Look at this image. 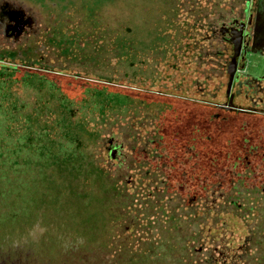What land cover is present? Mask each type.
<instances>
[{"label":"flooded vegetation","instance_id":"flooded-vegetation-1","mask_svg":"<svg viewBox=\"0 0 264 264\" xmlns=\"http://www.w3.org/2000/svg\"><path fill=\"white\" fill-rule=\"evenodd\" d=\"M31 1L30 5L27 0H0V80L19 73L40 75L43 80H50L52 73L65 74L81 82L84 98L79 104L85 117L89 108L96 109L100 118L129 110L130 136L144 144L136 141L128 148L117 137L107 138L103 154L112 166L122 167L131 156H142L144 165L157 169L189 168L192 182L202 168L231 172L210 175V183L215 177L229 176L236 186L246 173L257 172L256 180L264 176V66L260 72L253 68L254 60L264 61V6L259 0L223 5L214 0H149L146 8L140 7L144 18L136 20L145 35L132 26V13L126 35H116L101 15V7L111 0H103L101 6L96 0H80L75 6L81 9V20L72 26L68 14L52 7L41 13L39 0ZM67 59L68 65L71 60L79 62L75 75L66 67ZM59 60L63 67L55 66ZM26 64H32V71L23 73ZM122 67L124 72L119 71ZM105 69L111 71L108 77L103 76ZM21 82L22 78L17 84ZM108 86L132 93L102 92ZM90 116L95 121V115ZM80 123L89 136H96L88 127L91 121L83 118ZM171 176L162 184L181 178ZM116 191L114 185L113 195ZM113 195L108 203L112 210ZM197 198H191V206ZM220 199L224 195L212 203ZM118 213H108L107 223L95 232L100 248L122 250L134 245L130 227L124 233L119 225L124 214Z\"/></svg>","mask_w":264,"mask_h":264},{"label":"rangeland","instance_id":"rangeland-1","mask_svg":"<svg viewBox=\"0 0 264 264\" xmlns=\"http://www.w3.org/2000/svg\"><path fill=\"white\" fill-rule=\"evenodd\" d=\"M102 1L96 0L99 6ZM233 1L214 0V3L236 4L238 0ZM259 1L264 6V0ZM26 3L31 5L34 1ZM80 3V0H39L37 8L41 13L51 7L61 10L68 14L66 18L72 26L81 20V9L75 6ZM148 5L149 0H111L101 7L102 20L114 26L116 35H126L132 13V26L145 35V29L137 21L144 18L141 10ZM82 13L86 15L83 10ZM26 52H30V47ZM66 62V67L75 75L79 62L71 60L70 65L68 59ZM55 66L63 67L60 60ZM263 66V60L253 61L255 72H260ZM23 67V73L32 71V64ZM120 70L124 72L123 67ZM110 72L105 69L103 76L108 77ZM11 76L0 80V264H177L176 255L169 260L166 253L171 245L177 250L178 232L181 248L188 246L194 252L192 262L204 264L212 257L214 242L206 236L196 238L200 217L209 219L211 227L216 225L213 233L219 238L229 237L226 247L234 251L249 237L264 232V176L261 173L257 180V172L246 173L241 184L235 186L229 176L227 179L215 177L213 183L208 181L210 175L225 176L231 172L212 173L202 168L192 182L189 168L176 172L169 168L157 169L144 165L142 156H131L122 167L112 166L107 153L103 154L107 138L117 137L128 148L136 141L144 144L141 138L130 136L133 121L129 110H125V115L119 111L100 118L96 109L89 108L90 113L85 117V109L79 104L84 92L81 82L74 77L58 73L48 75L50 80L31 74ZM20 77L22 82L17 84ZM108 87H103L102 92L120 96L132 93L120 86ZM75 113V118L69 119ZM90 114L95 115V121ZM83 118L91 121L88 127L96 136L88 135L89 130L80 123ZM152 123L159 125L158 121ZM77 134L83 136L82 143L74 142ZM153 138L152 134L150 140ZM79 147L83 148L78 150ZM172 173L181 176L179 181L167 182L168 186L162 184L164 179L169 181ZM113 184L117 186L114 195ZM233 187L237 189L232 193ZM112 195L114 210L108 204ZM221 195L224 200L212 203ZM194 196L198 202L191 206ZM111 211L124 214L118 224L124 233L130 227L133 246L124 245L122 250L114 246L112 250L99 247L95 232L104 227ZM189 214L195 217L190 218ZM36 222L48 229L40 242L11 248L13 235L23 233ZM80 233L87 240L84 247L65 252L57 246L59 235ZM107 243L111 245L110 241Z\"/></svg>","mask_w":264,"mask_h":264},{"label":"trees","instance_id":"trees-1","mask_svg":"<svg viewBox=\"0 0 264 264\" xmlns=\"http://www.w3.org/2000/svg\"><path fill=\"white\" fill-rule=\"evenodd\" d=\"M73 140L75 143H82L83 141L81 135L78 134ZM77 146L78 145H76V147ZM80 149H82V147L78 148V150ZM199 220V233L196 238L198 239L206 236L214 242L212 245L214 249L212 250V253H210L212 257L207 258L204 264H264V232H258L253 237H249L246 240V243L241 246L238 251H234L231 247L227 248L230 243L229 237L222 236L219 238L215 233H213V230L216 229V225L211 227L207 221L209 219L203 217H200ZM178 237V241L175 244V246H177V250L173 249V245H171V249H169L166 253V256L169 260H171L172 256L176 255V258L174 257V262H177V264H196V262H192L194 252L191 251L188 246L181 248L182 240L180 239L181 236L179 232ZM191 238L192 240H195L194 235H191ZM225 247L227 249H225ZM201 264H203V262Z\"/></svg>","mask_w":264,"mask_h":264},{"label":"clouds","instance_id":"clouds-1","mask_svg":"<svg viewBox=\"0 0 264 264\" xmlns=\"http://www.w3.org/2000/svg\"><path fill=\"white\" fill-rule=\"evenodd\" d=\"M47 231V227L42 223H33L23 233L13 235L10 247L13 249H19L29 243L38 244ZM86 243V237L81 234H67L59 235L57 237V246L65 252L78 250L84 247Z\"/></svg>","mask_w":264,"mask_h":264}]
</instances>
